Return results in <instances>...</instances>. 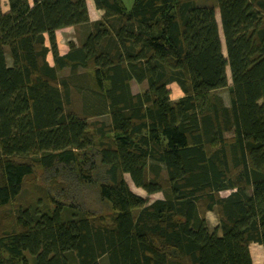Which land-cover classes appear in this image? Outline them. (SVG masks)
<instances>
[{
  "label": "trees",
  "instance_id": "obj_1",
  "mask_svg": "<svg viewBox=\"0 0 264 264\" xmlns=\"http://www.w3.org/2000/svg\"><path fill=\"white\" fill-rule=\"evenodd\" d=\"M94 3L95 22L86 0L0 9V264H253L251 244L264 250V0ZM81 26L84 42L60 55L56 32ZM227 67L229 106L213 93ZM39 169L45 196L3 227ZM126 175L163 198L137 195ZM84 189L109 222L85 208Z\"/></svg>",
  "mask_w": 264,
  "mask_h": 264
},
{
  "label": "rangeland",
  "instance_id": "obj_2",
  "mask_svg": "<svg viewBox=\"0 0 264 264\" xmlns=\"http://www.w3.org/2000/svg\"><path fill=\"white\" fill-rule=\"evenodd\" d=\"M124 5L127 10H130L135 2V0H123ZM196 5L198 6H213L216 5V0H195ZM8 7L7 0H5V3L0 0V9L6 10ZM218 11V10H217ZM217 20L220 25V16L219 13L217 14ZM221 30V29H220ZM221 37H222V45H223V54L225 57H227V51L225 46V41L223 38L222 31H220ZM67 74V73H66ZM227 76H228V86L219 90H216L213 92L214 94H217L219 97H221L225 103L226 106L230 105V93L229 88L232 85L231 82V73L229 67H227ZM171 94V99L176 102L181 97H183V92L180 90L178 85L176 83H172L168 86ZM148 89V83L142 82L137 83L136 81H132V91L133 93H142ZM76 106L79 105V101L76 99ZM107 123H109V120L106 118H103ZM126 181L128 185L130 186L131 190L136 193L137 195H140L144 198H150L152 201L157 199H162L163 195L162 193H158L155 195H148L144 190L137 188L134 183L132 182L129 175L125 176ZM50 180L48 179V175L43 172V170L39 169L36 171V173L30 177H28L25 180L23 193L10 205L8 206L4 212H8L7 214H10V217L7 218V220H4L3 227H8L9 222L12 219V216L16 215L17 211L21 208H25L29 205H33L37 203L42 197L45 196L46 191L49 189ZM55 195V193L53 192ZM229 194V191L222 192L221 195L223 197L227 196ZM81 201L84 202L85 208L93 207V208H99L100 213L104 214L106 217V222H109L110 216L113 213L112 210L108 207H103L101 204L97 203V194L94 190H83V193L81 194ZM99 213V214H100ZM206 218L208 221L209 229L211 231H214L219 226V220L218 216L215 212H208L206 213ZM11 227V223H10ZM218 234L221 235V231H218ZM250 252L252 256L253 264H264V250L263 247L259 244H251L250 246ZM262 262V263H260ZM103 264H106L103 262Z\"/></svg>",
  "mask_w": 264,
  "mask_h": 264
},
{
  "label": "crops",
  "instance_id": "obj_3",
  "mask_svg": "<svg viewBox=\"0 0 264 264\" xmlns=\"http://www.w3.org/2000/svg\"><path fill=\"white\" fill-rule=\"evenodd\" d=\"M1 1L5 3V0H1ZM86 1H87L88 12L91 22L100 20L104 12L96 8L94 0H86ZM7 4H8V0H7ZM8 11H9V6L7 7L6 10H3V13H7ZM88 31H89L88 28L83 26L69 27L57 31L56 39H57V45L60 55H65L68 53L70 42H73L75 45L80 46L82 42H84V40L86 39ZM47 44L49 45L48 40H47ZM48 60L51 64L53 63L51 55L48 56Z\"/></svg>",
  "mask_w": 264,
  "mask_h": 264
}]
</instances>
